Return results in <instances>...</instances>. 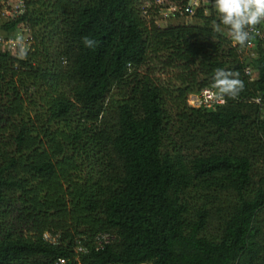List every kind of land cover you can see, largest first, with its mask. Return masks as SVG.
<instances>
[{
	"label": "trees",
	"instance_id": "1",
	"mask_svg": "<svg viewBox=\"0 0 264 264\" xmlns=\"http://www.w3.org/2000/svg\"><path fill=\"white\" fill-rule=\"evenodd\" d=\"M147 2L24 0L0 22L32 38L0 48V264H264V23L251 49L211 4L161 27L188 0ZM217 68L239 97L188 105Z\"/></svg>",
	"mask_w": 264,
	"mask_h": 264
},
{
	"label": "clouds",
	"instance_id": "2",
	"mask_svg": "<svg viewBox=\"0 0 264 264\" xmlns=\"http://www.w3.org/2000/svg\"><path fill=\"white\" fill-rule=\"evenodd\" d=\"M218 16L213 21L217 31L227 28L228 35L236 45L246 46L252 39L250 29L264 23V0H208ZM261 31V30H260ZM258 34V33H257ZM262 35V32H261ZM82 42L87 48H95L97 41L85 36ZM14 46L19 59L27 58L28 46L23 35L15 37ZM245 83L238 71L217 68L212 75V85L207 91L212 100L237 99L244 90Z\"/></svg>",
	"mask_w": 264,
	"mask_h": 264
},
{
	"label": "built area",
	"instance_id": "3",
	"mask_svg": "<svg viewBox=\"0 0 264 264\" xmlns=\"http://www.w3.org/2000/svg\"><path fill=\"white\" fill-rule=\"evenodd\" d=\"M199 6L198 0H188L187 4H185L184 7H171V10L180 13H190L192 12L196 7ZM24 10V0H6L5 2H0V17H5V20L8 18H13L19 14H21ZM4 20V21H5ZM250 32L252 33V39L258 38L261 36V31L258 27L255 29H250ZM258 33V34H257ZM20 34L23 35L25 38V43L27 44L28 48L31 44L32 38L30 35V30L27 28H20L18 27L13 33L10 35H1L0 34V48H5L9 50H17L14 46L15 37ZM251 41L247 44V47L253 45V41ZM250 70L246 69V73H249ZM210 88H204L200 92L195 94H190L187 99L188 105L192 107H201L205 109H211L215 107L216 105L223 104L224 101L222 100H212L210 93L207 91ZM257 102L259 99L256 100ZM47 238L48 236L45 235Z\"/></svg>",
	"mask_w": 264,
	"mask_h": 264
},
{
	"label": "rangeland",
	"instance_id": "4",
	"mask_svg": "<svg viewBox=\"0 0 264 264\" xmlns=\"http://www.w3.org/2000/svg\"><path fill=\"white\" fill-rule=\"evenodd\" d=\"M147 1L148 0H143V4H142V7L143 8L150 7V5H149L150 3L148 4ZM156 1H157V3H160V0H156ZM198 1H199V6L202 3H204L205 5H210V3L208 2V0H198ZM194 10L192 12H190L189 14H183V15H182V13H180L178 11L180 13L179 16H178V15H175L176 10L172 11L171 8H159V10H157L158 13L155 16V19H156L157 24L159 26L163 27V26H165L167 24H170V23H177V22H182V21L188 20L190 18L189 15L193 14ZM153 11H154V8H153ZM4 20H5V17H0V22L1 21H4ZM0 34L1 35H6V33L3 32L2 30H0ZM226 35H228V33H226ZM228 37H230V36L228 35ZM230 39H231V37H230ZM255 41L256 40H253V42H252L253 45H254ZM232 43L234 44L235 42L232 40ZM252 46H249V47L251 48ZM1 49H5V48L2 47ZM250 51L251 50L245 49L244 54L247 56L250 53Z\"/></svg>",
	"mask_w": 264,
	"mask_h": 264
}]
</instances>
